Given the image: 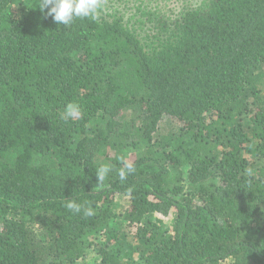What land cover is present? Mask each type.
Returning <instances> with one entry per match:
<instances>
[{
	"label": "trees",
	"instance_id": "obj_1",
	"mask_svg": "<svg viewBox=\"0 0 264 264\" xmlns=\"http://www.w3.org/2000/svg\"><path fill=\"white\" fill-rule=\"evenodd\" d=\"M39 2L0 0V264H264V0Z\"/></svg>",
	"mask_w": 264,
	"mask_h": 264
},
{
	"label": "clouds",
	"instance_id": "obj_2",
	"mask_svg": "<svg viewBox=\"0 0 264 264\" xmlns=\"http://www.w3.org/2000/svg\"><path fill=\"white\" fill-rule=\"evenodd\" d=\"M37 8L44 13L45 18L51 17L55 23L68 26L76 19H96L101 8V0H40ZM81 116L82 109L79 104L68 103L66 105L65 118L77 119ZM126 168L128 172L132 171L131 165H126ZM110 171L111 166H101L96 173L98 181H104ZM119 175L121 179L125 178L126 173L123 168L120 169ZM67 208L75 212L81 211V205L72 200L67 202ZM85 214L91 215L92 212L87 209Z\"/></svg>",
	"mask_w": 264,
	"mask_h": 264
},
{
	"label": "rangeland",
	"instance_id": "obj_3",
	"mask_svg": "<svg viewBox=\"0 0 264 264\" xmlns=\"http://www.w3.org/2000/svg\"><path fill=\"white\" fill-rule=\"evenodd\" d=\"M145 3L149 4V5H153L152 7H150L152 11L157 10L159 11L161 14H165L168 16H174L175 14L179 13L180 11H182L183 8H185V5H190V0H145ZM195 2H193L194 4ZM259 89L261 94L263 95L264 93V85L263 83H261L259 85ZM126 198H122L120 197L117 200V210H121L122 208H124L127 205L126 202ZM112 223V226L114 228H116L121 234V232L123 231L124 233L127 231L128 233H131V229L127 230V226L125 223H123L122 221L115 219ZM164 223L166 225L169 224V219H164ZM128 235V240L130 241V237L131 235ZM100 237L96 239L95 243H100L99 241ZM94 245H92L91 249L88 251L87 255L84 258V262H80V264H97L98 260L100 259L96 253L94 252ZM99 258V259H98Z\"/></svg>",
	"mask_w": 264,
	"mask_h": 264
}]
</instances>
